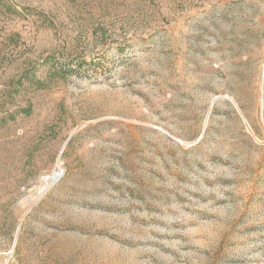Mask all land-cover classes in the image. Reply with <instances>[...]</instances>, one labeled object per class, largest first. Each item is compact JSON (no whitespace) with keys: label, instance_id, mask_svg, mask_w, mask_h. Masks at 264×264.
Returning a JSON list of instances; mask_svg holds the SVG:
<instances>
[{"label":"rangeland","instance_id":"1","mask_svg":"<svg viewBox=\"0 0 264 264\" xmlns=\"http://www.w3.org/2000/svg\"><path fill=\"white\" fill-rule=\"evenodd\" d=\"M0 264H264V0H0Z\"/></svg>","mask_w":264,"mask_h":264},{"label":"water","instance_id":"2","mask_svg":"<svg viewBox=\"0 0 264 264\" xmlns=\"http://www.w3.org/2000/svg\"><path fill=\"white\" fill-rule=\"evenodd\" d=\"M220 98H224V99L229 100V101L233 104V106L235 107L234 103H233V102H232L227 96H224V97H217L216 99H220ZM247 128H248V127H247ZM69 139H70V138H69ZM69 139H68V140H69ZM68 140H67V142H68ZM59 177H60V176H59ZM59 177H58V179H59ZM58 179H57V180H58ZM57 180H56V181H57Z\"/></svg>","mask_w":264,"mask_h":264},{"label":"bare ground","instance_id":"3","mask_svg":"<svg viewBox=\"0 0 264 264\" xmlns=\"http://www.w3.org/2000/svg\"><path fill=\"white\" fill-rule=\"evenodd\" d=\"M55 182H56V181H55ZM55 182H54V183H55Z\"/></svg>","mask_w":264,"mask_h":264}]
</instances>
